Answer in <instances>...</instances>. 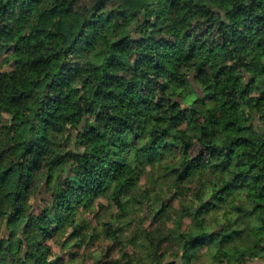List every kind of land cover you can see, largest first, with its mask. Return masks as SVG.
<instances>
[{"label": "clouds", "instance_id": "obj_1", "mask_svg": "<svg viewBox=\"0 0 264 264\" xmlns=\"http://www.w3.org/2000/svg\"><path fill=\"white\" fill-rule=\"evenodd\" d=\"M261 17L0 0V264H264V47L233 42Z\"/></svg>", "mask_w": 264, "mask_h": 264}, {"label": "trees", "instance_id": "obj_2", "mask_svg": "<svg viewBox=\"0 0 264 264\" xmlns=\"http://www.w3.org/2000/svg\"><path fill=\"white\" fill-rule=\"evenodd\" d=\"M65 2L67 3V0H65ZM169 7H171V5H169ZM261 20L262 23H264V17L259 18ZM246 31H248L246 29ZM236 40H239L241 42V44L247 42V43H251L253 41L256 42V46L257 47H264V35H262L258 30L255 32H248L247 35H245L242 39L239 35H237L234 39V43L236 42ZM174 58V54L169 52V53H164L161 55V59H160V63L162 66L169 68L170 70V66L172 63V60ZM33 66H43L46 65V61H44L42 58L37 57L35 60L32 61ZM114 96L118 95L119 98H124L126 95V89L124 91L119 92L118 94H113ZM121 102H123L121 100ZM128 108H130L132 110L133 113H135L137 115V118H139V113L141 111V106L138 102H129L127 105ZM123 116L117 117L115 119H110L108 121H106V124L111 126L112 129L114 131H116L119 127V125L116 123V120H122ZM118 140L122 139V137L120 136V134L118 133L117 135ZM37 153L33 152L32 156L33 159H35ZM112 155H114L113 153H111L109 151L108 146H104L102 145L99 152L97 153L96 159L98 161L101 162H110L111 161V157ZM117 163H119V161L117 160ZM253 168H255V165L253 166ZM10 170L9 169H5V170H0V177L5 176ZM264 171V170H262ZM264 177H257V180L262 179ZM42 227H43V223H42Z\"/></svg>", "mask_w": 264, "mask_h": 264}]
</instances>
